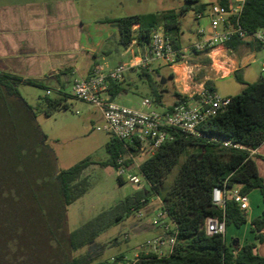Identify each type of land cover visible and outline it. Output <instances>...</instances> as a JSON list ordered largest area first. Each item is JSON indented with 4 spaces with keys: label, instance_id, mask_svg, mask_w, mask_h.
<instances>
[{
    "label": "trees",
    "instance_id": "16d2710c",
    "mask_svg": "<svg viewBox=\"0 0 264 264\" xmlns=\"http://www.w3.org/2000/svg\"><path fill=\"white\" fill-rule=\"evenodd\" d=\"M219 5L229 8L231 3L220 0ZM205 10V5L197 9L198 13ZM239 23L248 34L264 29V0H245ZM117 24L119 45L123 48L133 42L140 47L147 46L152 31L159 27L154 14L121 18ZM174 27H178L177 21L168 23L165 33L179 48L178 42L169 35ZM246 43L250 41L235 38L226 46L234 50ZM201 62L206 64L210 60L201 59ZM238 74L239 71L234 72L237 77ZM150 82L160 88L166 85L154 79ZM18 84L43 86L42 81L0 71V264H85L89 254L73 258L72 253L142 210L155 195L176 226L178 242L171 255L158 257L142 251L134 264H264V257L255 252L254 243L242 247L227 245L225 235L209 236L203 227L208 217H217L226 226L237 228L247 222V214L232 199H226L224 209L213 204L214 188L240 187L244 196L259 191L264 203V182L251 156L264 143V76L257 82L246 83L240 94L230 97L231 103L223 113L200 126L205 137L175 132L172 141L163 144L154 155L145 157L139 172L150 190L137 189L114 208L72 232L66 227L65 209L89 191V179L83 176L88 163L83 161L58 173L53 171L52 160L42 149L46 137L34 123L35 112L22 98ZM204 87L210 93L215 92L209 81ZM122 91L120 83L108 86L112 100ZM50 95L46 93L43 98L47 115L67 108L62 98L52 99ZM153 95L152 101L158 106L163 95L155 89ZM173 95L175 100L168 110L188 100V96L177 91ZM224 141L242 148L225 147ZM106 150L109 158L101 166L115 169L120 156L140 155L138 145L112 136ZM181 159L172 184L166 185V179ZM131 163L128 160L125 164ZM119 182L123 184L124 180L119 177ZM252 225L254 231L262 230L264 210ZM262 238L260 234L257 236L258 240Z\"/></svg>",
    "mask_w": 264,
    "mask_h": 264
},
{
    "label": "rangeland",
    "instance_id": "374dc122",
    "mask_svg": "<svg viewBox=\"0 0 264 264\" xmlns=\"http://www.w3.org/2000/svg\"><path fill=\"white\" fill-rule=\"evenodd\" d=\"M228 1L235 2V0ZM219 3L220 0H87L84 7L86 14L92 19L91 21L95 22L92 32L102 39V48L115 46L118 43L117 20L133 15L148 14L157 16L158 30L162 32H165L168 23L177 21L178 27L171 28L169 35L182 45L188 46L200 39L198 36L200 25L210 20L205 13L199 17L198 7L205 5L208 9ZM228 54L237 56L240 72L238 77L232 75L225 78H214L215 92L213 94L220 97L236 96L245 89L246 83L257 82L264 76L262 69L264 67V47L258 49L245 45L237 51L231 50ZM113 57L112 60L106 61L108 66L118 62H127L129 59V55L121 58ZM210 62L208 71H211L212 68ZM201 63L204 65L203 62ZM164 72L149 74L143 71H126L121 82L127 93L120 95L116 102L133 109H140L144 98L154 99L153 89H155L157 92L164 90L159 105L164 108L172 105L175 100L173 93L178 90L172 88L170 79H167L168 82L163 88L153 86L150 82V79L156 80L157 76L165 75ZM202 72L207 71H204L203 68L197 72L193 71L195 73L194 82ZM196 76L198 77L196 78ZM42 83L43 86L18 84L17 88L25 102L33 108L36 115L34 123L46 137L42 142V149L50 156L53 171L58 173L80 162L87 161L88 163L83 176L89 179L90 189L65 209L66 227L69 232H72L100 213L114 208L133 195L138 188L126 176L123 177L124 183L120 184L115 168L101 166V163L109 158L106 145L111 136L105 130V121L100 111L93 105L75 98L70 85L58 90L53 83L47 81H42ZM190 87H192L191 84ZM48 89L52 92L50 98H62L63 103L67 105L66 109H57L51 115L45 113L47 104L43 98ZM181 91L178 93L186 96L198 92L194 88H190L188 91L181 88ZM154 108L160 110L158 106ZM145 157H148V154ZM182 161L183 159L168 176L165 181L166 185L172 184ZM131 175L137 176L141 181L139 189L150 190L147 181L138 169L131 172ZM158 199L156 195L152 196L146 205L148 206L155 200L160 206L159 201L161 200ZM139 213H142V217H139ZM153 217L142 211L134 212L128 218L102 232L86 247L73 252L71 257L89 254L85 264L109 262L111 258L120 255L133 259L136 252L143 251L141 248L147 241L157 238L160 234L156 228H152L150 225L149 228H139L141 224H150ZM226 228L225 237L228 243H231L236 238L234 231L238 228L233 225H228ZM137 247H140L139 250Z\"/></svg>",
    "mask_w": 264,
    "mask_h": 264
},
{
    "label": "crops",
    "instance_id": "0c3cea01",
    "mask_svg": "<svg viewBox=\"0 0 264 264\" xmlns=\"http://www.w3.org/2000/svg\"><path fill=\"white\" fill-rule=\"evenodd\" d=\"M86 1L0 0V71L38 81H47L53 83L60 90L67 85L72 87L77 79L87 78L97 65L111 70L118 65L140 62L144 57V47L135 44L123 48L119 45V37L117 43L119 46H116L115 41V46L102 48V39L92 32L95 22L91 21L92 19L85 12ZM207 10L206 8L205 14ZM200 28L206 29L210 33V20L203 22ZM116 30L118 32V28ZM178 44L180 47H185L179 42ZM245 45L257 48L256 44L250 42V44H242L234 50L237 51ZM231 50L233 49L227 46H219L214 49L211 58L207 57L211 60L210 65L213 66L211 71L207 70L209 63L202 65L200 60L204 57L198 53L191 55L187 64L182 63L174 68L153 63L148 69L134 68L129 71H143L149 74H159L165 71V75L159 77L170 79L172 88H176L177 92L181 93V88L185 91L190 88L200 90L207 81L214 87V78L230 77L234 75L235 71H239L237 56L228 54ZM237 54L239 55V53ZM125 55H129L127 62H118L110 66L106 64V61L114 58L113 56L121 58ZM217 66L220 67V70ZM201 67L207 72H202L200 77L196 76L198 79L194 82L195 73L193 71L197 72L201 70L198 69ZM120 85L123 88L120 95H125L127 92L122 82ZM163 91L160 92L162 95ZM158 107L164 108L159 105ZM251 156L264 182V143L254 150ZM130 170L133 172L136 168L131 167ZM140 187L141 185L136 186L138 189ZM234 189L240 192V187ZM246 198L249 203V210L246 213L247 222L234 231L236 238L231 243L239 247L254 243L255 252L264 257V226L260 232H257L254 231L252 225L255 219L262 216L264 203L259 191H252L246 195ZM157 209H159V205L154 200L153 203L144 206L140 211L153 217L157 213ZM149 225L152 226L151 221L150 224L139 225V228H149ZM259 234L263 236L261 240L257 239ZM226 243L227 245L231 244L227 239ZM139 248L137 247V250Z\"/></svg>",
    "mask_w": 264,
    "mask_h": 264
},
{
    "label": "built area",
    "instance_id": "2783aa9c",
    "mask_svg": "<svg viewBox=\"0 0 264 264\" xmlns=\"http://www.w3.org/2000/svg\"><path fill=\"white\" fill-rule=\"evenodd\" d=\"M244 2L245 0H235L229 8L219 4L208 8L206 14L210 19V33L206 29L200 28L198 30L200 39L188 46L176 48L165 32L156 29L151 33L150 43L144 47V57L140 62L122 64L111 70H106L97 65L87 78H80L74 82L72 86L73 96L93 105L100 111L105 121V130L110 136L121 142L138 145L139 157L128 154L120 156L117 160L116 171L122 180L126 176L131 183L140 186L141 181L137 176L131 175L130 170L131 167L139 170V159L143 158L144 160L146 154L148 156L154 155L163 144L173 140V133L175 132L192 137H205L200 132V126L223 113L230 105L231 98L220 97L202 87L194 95L188 96L187 101L173 105L170 110L166 108L155 109L156 104L149 98L142 100L140 109H133L111 99L108 92L109 84L120 83L126 71L134 68L148 69L153 63L174 68L182 63L187 64L189 57L197 53L202 57L211 58L214 49L219 46H226L235 38L264 47V29L248 34L239 23ZM204 13H199V17ZM135 44L136 42L131 43V45ZM262 69L264 71V67ZM190 73L189 75H191ZM50 94L51 92L47 91V95ZM182 96L186 95L183 94ZM213 140L217 141L216 139ZM223 145L242 148L229 141H224ZM128 160H132L130 165L125 164ZM227 198L238 204L243 212H248V200L238 190L233 188L213 189L212 202L218 208L224 209ZM159 203V209L151 224L160 234L157 238L147 241L141 249L146 255L153 254L158 257H166L173 253L178 242V232L174 222L162 208V202L159 201ZM139 217H142V213H139ZM203 227L209 236H224L226 232L225 222L220 221L217 217H208ZM138 258L139 252L133 259L126 257L120 260L116 257L111 258L109 264H134Z\"/></svg>",
    "mask_w": 264,
    "mask_h": 264
},
{
    "label": "water",
    "instance_id": "95a60500",
    "mask_svg": "<svg viewBox=\"0 0 264 264\" xmlns=\"http://www.w3.org/2000/svg\"><path fill=\"white\" fill-rule=\"evenodd\" d=\"M156 81L159 82L161 85H165L167 82V80L165 78L161 79L159 76L156 77ZM142 161H143V158L140 159V162H142Z\"/></svg>",
    "mask_w": 264,
    "mask_h": 264
},
{
    "label": "bare ground",
    "instance_id": "6f19581e",
    "mask_svg": "<svg viewBox=\"0 0 264 264\" xmlns=\"http://www.w3.org/2000/svg\"><path fill=\"white\" fill-rule=\"evenodd\" d=\"M216 65V64H215ZM217 68L220 70V67L217 66Z\"/></svg>",
    "mask_w": 264,
    "mask_h": 264
}]
</instances>
